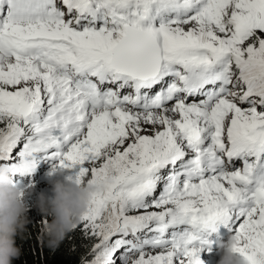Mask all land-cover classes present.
Here are the masks:
<instances>
[{
	"label": "snow or ice",
	"instance_id": "snow-or-ice-1",
	"mask_svg": "<svg viewBox=\"0 0 264 264\" xmlns=\"http://www.w3.org/2000/svg\"><path fill=\"white\" fill-rule=\"evenodd\" d=\"M97 184L88 264H264V0H0V165ZM42 222V221H41Z\"/></svg>",
	"mask_w": 264,
	"mask_h": 264
},
{
	"label": "clouds",
	"instance_id": "clouds-1",
	"mask_svg": "<svg viewBox=\"0 0 264 264\" xmlns=\"http://www.w3.org/2000/svg\"><path fill=\"white\" fill-rule=\"evenodd\" d=\"M42 162V161H41ZM40 162V163H41ZM40 163L36 169H40ZM38 172L40 174V171ZM39 179V178H38ZM40 185L36 186L35 207L40 214H34L35 220L42 221V224H32L38 230L37 238L40 239L42 246L50 251H55L64 240L67 233L77 232L85 241L86 245L92 246L97 242L96 239L91 243L87 239L90 234L81 229L73 230L80 223V217L87 211L88 204L93 194L102 190L103 182L97 184L76 183L68 174L60 171L43 175ZM51 184V193L45 196L43 188ZM33 192V188L25 190L21 195V189L14 185L7 166L0 165V264H13V261L21 256V249L16 244V239L27 229L31 223L30 217L26 213L33 210L29 209L26 198ZM37 192V193H36ZM220 240L216 241V253L212 257L208 255L214 249L203 250L200 259L204 264H248V261L234 252L237 240L234 235L223 228L215 234ZM227 240H225V238ZM88 251V250H87ZM205 254V255H204ZM219 256L217 262L215 258ZM88 259H82L80 264H88Z\"/></svg>",
	"mask_w": 264,
	"mask_h": 264
},
{
	"label": "trees",
	"instance_id": "trees-1",
	"mask_svg": "<svg viewBox=\"0 0 264 264\" xmlns=\"http://www.w3.org/2000/svg\"><path fill=\"white\" fill-rule=\"evenodd\" d=\"M32 224L34 223H29L26 231L16 239L22 254L19 259L13 261V264H80L82 259L88 258L91 246L86 245L77 232L67 233L53 252L42 246L40 239L37 238L38 230L34 229ZM87 242L91 243L90 240Z\"/></svg>",
	"mask_w": 264,
	"mask_h": 264
},
{
	"label": "rangeland",
	"instance_id": "rangeland-1",
	"mask_svg": "<svg viewBox=\"0 0 264 264\" xmlns=\"http://www.w3.org/2000/svg\"><path fill=\"white\" fill-rule=\"evenodd\" d=\"M47 167H48V168H47ZM45 168H47V169L44 170L40 175H39V172H38V174H32V175H31V182L33 181V182H32V183H33V192H32V194H31L30 196H28V197L26 198V203L28 204L29 209H32V210H33V211L30 212V213L27 212L26 215H27V217H28V216L30 217V221H31L32 223H34V224H37V223L40 221V220H35V219H34V218H35L34 214H40L39 211L37 210V208L34 206V205H35V200H33V199H35V195H36V194H34V193H35V191L37 190L35 185H40V184L42 183V181H40L39 179L43 178V175H46V174L49 172V170H50L49 164L46 163V162L43 163V164L41 165L39 171H41L42 169H45ZM38 175H39V176H38ZM38 178H39V179H38ZM42 190H43L42 192H44L45 196H49V195H51V193L48 192V191H51V184L47 185V186L44 187ZM36 193H37V192H36ZM39 224H42V222L40 221ZM38 232H39V231H38ZM87 240H90V242H91L92 240H95V238H93V237L91 236V237H90L89 239H87ZM91 249H92V248H91ZM90 256H91V251H90ZM202 264H204V260H203Z\"/></svg>",
	"mask_w": 264,
	"mask_h": 264
},
{
	"label": "bare ground",
	"instance_id": "bare-ground-1",
	"mask_svg": "<svg viewBox=\"0 0 264 264\" xmlns=\"http://www.w3.org/2000/svg\"><path fill=\"white\" fill-rule=\"evenodd\" d=\"M43 163H45V162L42 161V162L40 163V166H41ZM49 167H50V166H49ZM47 168H48V167H47ZM47 168L42 169V170L40 171V174H41L44 170H46ZM38 169H39V168H37L33 174H38ZM40 174H39V175H40ZM39 175H38V176H39ZM30 179H31V178H30ZM13 180L15 181V177L13 178ZM32 182H33V181H32ZM227 238H228V237H226L225 240H227ZM212 239H213V240H220L216 235H214V236L212 237ZM212 249H214V252H213L212 254L208 255L209 257H212L214 253L218 252V251H217V248H216V243H213V245H212ZM90 251H91V250H90ZM204 255H205V254H204ZM88 258H91V256H90V252H89V254H88ZM88 258H87V259H88ZM218 260H219V256H218L217 258L214 259L215 262H217Z\"/></svg>",
	"mask_w": 264,
	"mask_h": 264
}]
</instances>
